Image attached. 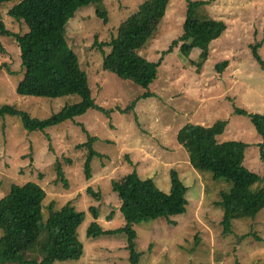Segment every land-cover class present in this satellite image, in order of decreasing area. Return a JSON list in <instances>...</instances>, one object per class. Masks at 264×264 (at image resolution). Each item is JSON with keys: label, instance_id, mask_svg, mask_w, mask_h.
I'll list each match as a JSON object with an SVG mask.
<instances>
[{"label": "rangeland", "instance_id": "374dc122", "mask_svg": "<svg viewBox=\"0 0 264 264\" xmlns=\"http://www.w3.org/2000/svg\"><path fill=\"white\" fill-rule=\"evenodd\" d=\"M18 1L0 4V12L8 30L24 35L26 25L9 14ZM143 1L94 0L71 17L67 41L88 75L94 101L109 116L91 108L72 121L30 133L19 117L0 118V199L11 185L27 183L45 193L44 218L49 204L60 208L68 201L85 212L78 229L83 255L56 264H131L125 234L88 236L94 220L89 207L98 209L105 230H118L126 222L112 181L136 171L169 192L170 172L176 170L188 186L187 209L177 216L134 225L136 251L142 254L139 264H264V209L255 218L232 216L230 231L224 234V207L219 202L231 183L197 170L180 136L189 124L212 126L225 121L226 129L217 140L246 143L243 165L261 177L254 189L263 185V138L246 114L236 109L264 113V69L254 53L256 49L264 64V0H210L197 7L198 19H213L224 30L211 43L208 55L194 49L190 57L178 47L167 52L183 34L188 3L170 0L154 36L138 50L141 57L161 62L159 78L148 88L101 68L104 54L111 50L108 43ZM0 64L10 70L0 71V107L15 105L42 120L80 100L78 95L18 94L24 69L14 37L0 35ZM88 135L97 138L93 148L102 155L91 163L90 180L84 173L86 150L77 147L87 142ZM58 162L66 184L58 178ZM2 234L0 229V238Z\"/></svg>", "mask_w": 264, "mask_h": 264}, {"label": "trees", "instance_id": "16d2710c", "mask_svg": "<svg viewBox=\"0 0 264 264\" xmlns=\"http://www.w3.org/2000/svg\"><path fill=\"white\" fill-rule=\"evenodd\" d=\"M6 1L10 0H0V4ZM93 1L20 0L10 9L9 14L26 25L27 32L24 35L8 30L0 12V35L14 37L20 47L24 75L17 84V93L52 98L64 95L80 97L79 101L66 104L46 119L33 118L28 112L10 104L0 107V118L8 114L17 116L22 121L23 129L30 133L72 121L91 108L109 116V111L94 101L88 75L82 70L79 58L66 38V27L71 17L80 7ZM169 1L144 0L137 11L121 23L116 36L107 45L111 50L103 56V71L146 88L155 83L159 78L161 62H151L141 57L138 50L154 36L161 25ZM209 2L188 0L183 34L172 42L167 52L178 47L185 57H190L194 49L209 54L211 43L220 38L224 30L213 19H198L195 16L196 8ZM96 11L106 16L104 12ZM254 53L264 69L256 49ZM5 68L6 65L0 64V71ZM148 95V92L144 94L146 97ZM134 103L135 100L130 106ZM236 111L246 114L262 136L260 155L264 161V113H247L243 109ZM226 125L225 121H217L212 126L189 124L180 135L197 170L210 172L214 178H225L231 183L229 191L221 193L219 202L224 207V234L230 231L232 216L255 218L264 209V183L254 189L261 177L243 165L247 144L217 140ZM96 140L88 135L87 142L77 146L86 150L84 173L89 180L93 159L102 157L93 148ZM66 162L71 163L70 160ZM56 169L58 178L66 184L60 162ZM170 177L169 192L160 189L152 179H142L136 171L120 180H113L112 189L121 200L119 210L126 223L118 230H105L99 223L98 209L90 206L89 211L94 220L89 224L88 236L97 238L102 235L125 234L131 251V264H139L142 254L136 251L137 232L134 225L177 216L187 209L188 186L176 170L170 172ZM44 198V192L25 183L11 185L9 193L0 199V229L3 232L0 238V264L5 260L17 261L18 264H56L58 260L79 259L83 255L84 245L78 238V229L84 221L85 212L68 201L60 208L49 204L44 218Z\"/></svg>", "mask_w": 264, "mask_h": 264}]
</instances>
